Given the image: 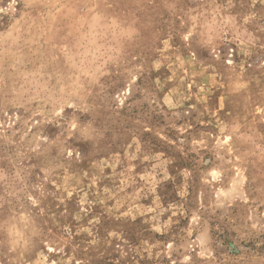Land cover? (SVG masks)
Returning a JSON list of instances; mask_svg holds the SVG:
<instances>
[{
  "label": "rangeland",
  "instance_id": "374dc122",
  "mask_svg": "<svg viewBox=\"0 0 264 264\" xmlns=\"http://www.w3.org/2000/svg\"><path fill=\"white\" fill-rule=\"evenodd\" d=\"M0 264H264V0H0Z\"/></svg>",
  "mask_w": 264,
  "mask_h": 264
}]
</instances>
